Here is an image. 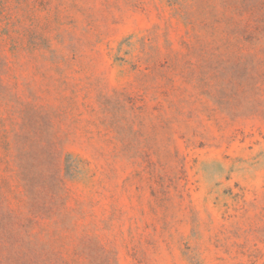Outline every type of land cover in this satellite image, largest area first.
Masks as SVG:
<instances>
[{
	"label": "rangeland",
	"instance_id": "1",
	"mask_svg": "<svg viewBox=\"0 0 264 264\" xmlns=\"http://www.w3.org/2000/svg\"><path fill=\"white\" fill-rule=\"evenodd\" d=\"M0 264H264V0H0Z\"/></svg>",
	"mask_w": 264,
	"mask_h": 264
}]
</instances>
